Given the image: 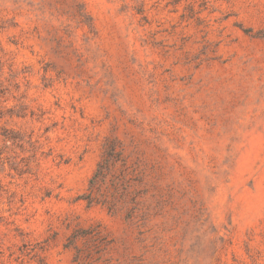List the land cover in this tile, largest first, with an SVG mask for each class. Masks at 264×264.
<instances>
[{"label":"rangeland","instance_id":"374dc122","mask_svg":"<svg viewBox=\"0 0 264 264\" xmlns=\"http://www.w3.org/2000/svg\"><path fill=\"white\" fill-rule=\"evenodd\" d=\"M0 264H264V0H0Z\"/></svg>","mask_w":264,"mask_h":264}]
</instances>
